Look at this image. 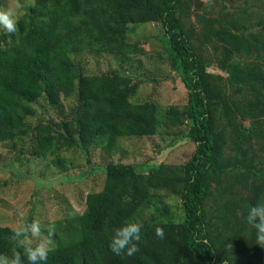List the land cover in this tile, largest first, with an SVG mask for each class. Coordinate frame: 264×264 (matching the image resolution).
<instances>
[{"label":"trees","instance_id":"obj_1","mask_svg":"<svg viewBox=\"0 0 264 264\" xmlns=\"http://www.w3.org/2000/svg\"><path fill=\"white\" fill-rule=\"evenodd\" d=\"M22 2L17 32L0 30V144L20 165L40 159L64 178L78 157L104 162L102 188L86 193L83 210L43 223L56 228L44 264H264L246 224L249 206L264 203V0ZM148 24L157 63L173 75L162 79L180 81L184 105L135 98L142 84H159L131 71L149 50L130 33ZM102 56L118 68L88 72ZM156 136L194 151L174 164L113 161L126 140ZM130 222L142 225L140 251L122 258L109 243ZM12 229L0 225V254L17 247Z\"/></svg>","mask_w":264,"mask_h":264},{"label":"rangeland","instance_id":"obj_2","mask_svg":"<svg viewBox=\"0 0 264 264\" xmlns=\"http://www.w3.org/2000/svg\"><path fill=\"white\" fill-rule=\"evenodd\" d=\"M1 2L4 7L14 4V0H1ZM130 35L132 44H139L140 47L149 50V55L142 59L140 70H135L138 66L134 64L131 71L159 80V84L155 87L150 83L142 84L135 98L137 100L151 99L161 106L184 105L186 103L185 88L177 78L169 80L173 75L166 64L157 63L160 50H158L159 42L156 39V25L148 24L138 27ZM98 59V64L96 63L97 58L89 61L88 72L118 68L110 57L102 56ZM93 60L96 62L94 63ZM165 76H170V78L163 80ZM40 112L46 116H49V113L53 114L49 108ZM171 138L156 136L126 140L125 154L114 155L113 161L136 165L153 159L172 164L185 162L194 151V145L184 140L171 146ZM159 150L162 151L160 155ZM98 155L100 153L96 156ZM45 163L40 159L28 158L20 165L8 153V147L0 144L1 226L15 228L21 220L28 221L31 211H33L32 220L39 219L42 223L61 219L67 215L68 210L81 212L86 193L102 188L104 162L99 157L91 162L90 167L85 166L84 161L78 157L76 164L79 168L70 170L67 178L62 177L53 166L45 167ZM21 213H23L22 216ZM140 216L139 213L136 214L132 221L140 219ZM61 224L63 229L67 230L66 238L75 239V225L67 221Z\"/></svg>","mask_w":264,"mask_h":264},{"label":"clouds","instance_id":"obj_3","mask_svg":"<svg viewBox=\"0 0 264 264\" xmlns=\"http://www.w3.org/2000/svg\"><path fill=\"white\" fill-rule=\"evenodd\" d=\"M27 7V3L22 0H14V4L8 7L0 6V30L9 38L17 32L18 19ZM246 224L255 230L256 242L264 248V203L249 206ZM141 229L142 225L135 222L116 227L109 243L110 251L122 258L136 256L140 251ZM55 233L54 224H43L39 219H33L31 222L21 220L12 229L11 239L17 247L13 249L11 256L0 254V264H44L49 253L56 248ZM155 235L163 240L164 228L155 226ZM20 249H23V253Z\"/></svg>","mask_w":264,"mask_h":264}]
</instances>
